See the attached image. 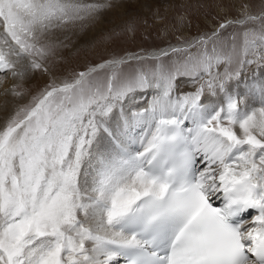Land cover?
Instances as JSON below:
<instances>
[{
	"label": "snow or ice",
	"instance_id": "1",
	"mask_svg": "<svg viewBox=\"0 0 264 264\" xmlns=\"http://www.w3.org/2000/svg\"><path fill=\"white\" fill-rule=\"evenodd\" d=\"M152 3L0 0V264H264V107L226 92L264 67V0H216L210 35L120 47L163 19ZM113 12L98 61L67 71L69 33Z\"/></svg>",
	"mask_w": 264,
	"mask_h": 264
},
{
	"label": "rangeland",
	"instance_id": "2",
	"mask_svg": "<svg viewBox=\"0 0 264 264\" xmlns=\"http://www.w3.org/2000/svg\"><path fill=\"white\" fill-rule=\"evenodd\" d=\"M132 1L125 0V7L122 11L136 13L141 16H150V12L144 7L145 0H139L140 2H137L138 0ZM215 2L216 0H153L152 7L160 8V15L163 19L155 22L149 19L147 24L139 28V30L128 33L126 41L120 47L137 53L154 52L159 49H167L169 45H176L178 40H183L184 38L193 39L201 34L210 35L212 30L218 27V21L220 20L218 9L214 6ZM169 4L175 6L168 7L165 10ZM180 5H183V7H180ZM199 5H204V7H199ZM179 15L187 17L182 26L178 24L176 19ZM126 19V15L116 12L108 13L106 18L89 27L84 33H69V40L65 41V43H69V48L64 50V58L59 60V63L67 71H71L72 69L82 70L86 63L98 61L99 54L103 52L104 46L97 47L95 42L99 40L103 31L122 24ZM77 49L79 50L78 52L76 51ZM262 68L264 67H257L255 64L247 66L239 78L243 77L246 79ZM47 78L41 72H36L35 81L25 86L35 92L43 87ZM179 83L184 84L182 88L184 90L192 89L183 78Z\"/></svg>",
	"mask_w": 264,
	"mask_h": 264
},
{
	"label": "bare ground",
	"instance_id": "3",
	"mask_svg": "<svg viewBox=\"0 0 264 264\" xmlns=\"http://www.w3.org/2000/svg\"><path fill=\"white\" fill-rule=\"evenodd\" d=\"M134 1L135 0H133L132 2ZM137 2L140 1L138 0ZM258 72L256 74L254 73V75L252 76L250 75L248 78L245 77L246 79L241 77L238 80H234L233 82L228 83L226 86V92L229 96L234 95L237 98L244 99L243 111L245 114H247L252 109H258L260 107H264V93L260 91V86L264 85V68L259 69ZM35 76L36 73L32 74L31 78L27 81L26 84L35 81L34 79ZM4 86H10V85H0V92L3 91ZM179 90L187 92L193 89L190 90L179 89ZM3 99L5 98L0 96V101H2ZM224 99H225L224 95L221 94V96H217V97H206L205 102L216 103L220 101L221 103H223ZM249 215H251V212L249 213Z\"/></svg>",
	"mask_w": 264,
	"mask_h": 264
}]
</instances>
